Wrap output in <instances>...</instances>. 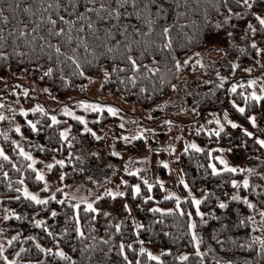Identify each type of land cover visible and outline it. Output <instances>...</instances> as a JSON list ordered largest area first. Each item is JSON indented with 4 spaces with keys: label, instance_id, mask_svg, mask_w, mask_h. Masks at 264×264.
<instances>
[{
    "label": "trees",
    "instance_id": "obj_1",
    "mask_svg": "<svg viewBox=\"0 0 264 264\" xmlns=\"http://www.w3.org/2000/svg\"><path fill=\"white\" fill-rule=\"evenodd\" d=\"M79 2L83 4L84 0ZM100 2L102 0H97V4ZM56 3L57 0H0L3 15L8 17L7 21L0 17V52L8 54L6 58L0 57V75L22 74L46 86L59 99L87 89L95 77L107 70L111 75L104 78L102 92L119 95L126 103L149 108L171 95L172 85L180 87L185 82H193L197 77V60L201 52L230 47L232 53L239 54L238 70L264 56V51L257 52L251 44L256 40L257 46L264 49V26L255 15L264 16V0H253L252 10H248L240 0H162V15L153 10L150 15L142 12L139 17L132 6L126 4L121 8L118 23L115 20L108 23L96 13H86L91 17L95 30L87 27L88 21L77 20L71 33L58 17L73 18L84 9L81 7L73 12L68 0H59V8ZM111 4L115 7V0H111ZM125 11L132 15L124 16ZM49 15L57 19L56 27L65 28L64 35L49 32ZM125 23L130 27L121 31ZM81 24L84 25L83 31L79 30ZM249 24L255 28V33L249 29ZM168 25L171 27L164 34L162 29ZM106 27L111 28V35L105 31ZM22 30L25 35L20 34ZM68 35L73 39L69 41ZM41 36L45 39L41 40ZM77 36L83 37V41ZM169 39L171 47L167 46ZM56 44L61 47L59 53L54 47H49ZM105 45L113 50L109 52ZM241 45L243 48H238ZM129 55L141 65L140 70L131 67L127 60ZM176 61H180L179 69ZM49 68L52 69L50 74ZM150 68L157 71L152 72ZM80 69L84 75H80ZM222 71L228 72L226 68ZM133 75L136 76L135 81L131 79ZM232 82L220 80L218 76L210 78L195 96V105L202 112L226 108L233 118L251 128L248 117L260 106L264 109V97L260 101L251 97L248 85H239L232 91ZM233 101L245 111L241 113ZM90 115L94 116L91 124L95 131L102 130L113 119L107 111ZM63 118L58 124H53L47 114L20 116L25 145L35 158L32 168L28 166L32 161L21 154L14 138L0 134V147L9 157L7 160L0 157V213L6 212L9 217L0 222L1 232L7 240L4 253L0 255V264H7L3 256L16 260L18 264H127L124 253L133 264L137 261L139 264H160L147 252H140L142 245L161 250L163 264H227L229 261L231 264H264V251L258 241L252 240L253 236H264V221L259 214L260 209H264V148L244 129L224 128L219 135L202 130L195 136L199 149L203 150L189 148L180 155L185 182L194 193H205L199 205L203 217L195 211L189 198L182 202L183 215L177 209L172 213L150 211L153 208L168 209L176 202L173 198H160L161 186L158 183L151 190L144 186L137 195H133L132 189H129L127 197L105 194L94 201V208L99 211H92L81 204L73 208L75 203L67 200L61 189L55 192L57 199L49 196L46 205L36 204L18 191L25 185L31 189L41 187L36 170L46 161H65L63 165L53 163L48 172L50 179L63 176L61 180L65 184L78 181L88 173L87 162L80 153L85 145L94 143V136L84 131L82 121ZM28 120H33L39 130L32 131ZM68 121L71 124L69 134L67 139H63L59 133ZM221 149L244 171L225 169L213 172L212 165H218L217 156ZM94 160L92 157L90 162ZM161 173L166 176L163 168ZM243 174L249 179L248 188L242 183L239 186L232 184ZM234 195L247 197L256 207L249 208L243 199H232ZM145 196L149 199L145 200ZM221 201L227 204L226 208L220 207ZM130 206L144 227L134 229ZM9 209L18 213L20 218L12 215ZM52 209L57 212L55 217L50 214ZM189 212L191 216L187 215ZM77 214L84 236L75 231ZM249 216L252 220L246 219ZM37 219L43 220L44 225H37ZM241 220L244 223H240ZM192 221L196 222L199 248L192 237L193 229L189 227ZM252 221L256 222L255 229ZM116 225H120L119 230ZM13 236L17 238L9 244ZM121 242L125 245L124 253L120 251ZM44 248L52 251L45 253ZM58 248L71 259L57 255ZM184 255L187 259H179Z\"/></svg>",
    "mask_w": 264,
    "mask_h": 264
},
{
    "label": "rangeland",
    "instance_id": "obj_2",
    "mask_svg": "<svg viewBox=\"0 0 264 264\" xmlns=\"http://www.w3.org/2000/svg\"><path fill=\"white\" fill-rule=\"evenodd\" d=\"M252 1L248 0V3L252 5ZM245 7L248 10L253 9V5L251 8L246 5ZM238 48L242 49L243 45ZM238 56V53L234 54L230 51V47L201 52L197 60V63L199 61L198 68H196L197 77L193 82L189 84L185 82L180 87L176 86L171 95L149 108L126 103L119 95L102 92L105 72L95 77L87 89L63 99L53 96L46 86L37 84L34 79L22 74H3L0 75V113L3 114L4 119L0 120V134L14 138V141L19 143L18 148H23L25 152L30 153L25 145L22 130L17 132L15 126L19 124L21 127L20 116L27 118L29 113L41 112L36 110L25 116L20 109H33L39 104L45 109V112L41 114H47L50 118L56 116L58 121L64 119L63 117L75 119L74 116H69L64 112V107L67 106L77 116H83L87 122L86 127L92 129L91 133H95L93 135L94 143L85 145L80 153L81 158L87 162L88 173L78 181L65 184L61 179L48 178L49 169L47 165L53 164L54 160L46 161L39 170L45 175L48 182L47 188H45V182L40 180L41 187L31 189L27 186L29 191L35 192L41 197H49L61 189L63 194H69L68 197L64 195L67 200L87 208L86 202H91L94 207V201L97 197H101L106 193L122 191L125 193L122 197H127L129 189H132L131 185L139 184L141 189L144 186L147 187L141 180V177H143L152 185L155 183L160 185V182H163L161 199L173 198L176 201V197L171 196V193H175L176 196L181 198L187 197V199H191L197 212V205L193 203L192 198L202 200L205 193L196 194L189 186L184 187L182 181L185 182V180L180 163V155L185 151V148L194 149L191 147L192 143L199 146L195 135L202 130L216 134L217 131L220 132L224 128H247L254 133L251 138L255 141H257V136L264 138V109L261 106L256 113L251 115L255 117L256 124H252V127L248 128L242 122L233 118L226 108L202 112L195 105V96L201 92L203 83L209 81L210 78L213 79L214 76H218L220 80H222L221 77H227V79L233 81L232 83L236 87L248 85L250 95L255 91L257 95L261 96V99L264 97V56H259L242 70H238ZM233 65H236V67H233ZM223 68H226L228 72H223ZM248 69H251V71H248ZM249 80H255V84H249ZM79 101H89L105 107L103 110H86L79 106ZM109 106L117 109L116 114L108 111ZM104 111L109 112L113 119L102 130L95 131L91 124L94 116L90 113L97 112L101 114ZM225 112H227V119H225ZM217 119L223 124L222 129L216 124ZM228 120L235 121L237 126L233 127L228 123ZM70 125L68 121L62 129L67 128L70 130ZM141 131L144 133L143 136H137V133ZM97 136L100 139H96ZM124 137H127V140ZM133 137H136V139H133ZM169 146H172V148ZM262 147L264 148V146ZM115 153H120V155ZM92 157L95 158L94 162H90ZM217 157H223L231 167L242 169L224 151ZM161 161H167V167ZM217 162L218 165L215 163L216 168L227 169L219 159H217ZM162 168L166 172L165 177L161 173ZM137 169L139 175L135 172ZM245 177H247L246 174H243L237 181L242 182ZM124 180H127L128 184H124ZM42 190L45 191L44 194L41 193ZM183 201H186V199H181L179 209H177L176 202L168 209H183ZM129 210L134 229H137V225L140 224L139 220L131 206ZM190 212L192 213V209H190ZM6 215V212L0 213V222ZM0 244L4 248L7 245V240L1 231ZM141 247L155 256L161 254V250L143 245Z\"/></svg>",
    "mask_w": 264,
    "mask_h": 264
},
{
    "label": "snow or ice",
    "instance_id": "obj_3",
    "mask_svg": "<svg viewBox=\"0 0 264 264\" xmlns=\"http://www.w3.org/2000/svg\"><path fill=\"white\" fill-rule=\"evenodd\" d=\"M139 3V7H137ZM240 3H243L245 4L247 7L251 8L252 5L250 3H248V0H240ZM126 4H130L132 6V8L135 10V14L137 17H139L141 15L142 12L144 13H148L149 15L151 14V11L155 10L157 12V14L159 15H162L163 14V8H164V5L162 3V0H115V7L112 6L111 4V0H102V2H100L99 4H97V0H84V3L81 4L79 2V0H68V5L69 7L72 9L73 12H77L79 8H83L84 11H80L78 15L74 16L73 18H66L64 16H59L58 19L60 22H62L64 25H67V31L69 33H71L75 27V24H76V21L77 20H86L88 21L87 23V27L89 29H94V24L93 22H91V17L90 16H87L86 13H96V15L103 21L105 22H108V23H111L113 20H115L117 23L119 22L120 20V17L122 15V12H121V8L126 5ZM158 5V6H157ZM56 7L59 8L60 7V4H59V0H57V3H56ZM67 10V9H65ZM229 11L231 12V9H229ZM4 13V9L2 7H0V17H2L4 19V21H7L8 20V17L7 16H4L3 15ZM123 15L124 16H130L132 15L131 12H123ZM238 15V13H237ZM255 15L257 16V19L259 20V23L264 26V16H261L259 15L258 13H255ZM41 20L44 19V17H40ZM226 19H228V17H226ZM47 22L49 25H51V27L49 28V32H52L54 35H57V36H62L64 35L65 33V28L64 27H56L58 21L57 19H53L51 15H49L47 17ZM128 27H130L129 24L125 23L121 26V31L127 29ZM171 27V25H168L167 27H164L162 29V32L164 34H167L168 31H169V28ZM249 29H251V31L253 33H255V28L249 24L248 25ZM80 31H83L84 30V25L81 24L80 25V28H79ZM95 30V29H94ZM135 31H139V29H134ZM105 31L111 35L112 34V30L111 28H105ZM21 35H25V32L22 30ZM230 35V34H229ZM41 40H44L45 38L43 36L40 37ZM67 39L70 41L73 39V37L71 35H68ZM77 39L78 40H81L83 41V37H80V36H77ZM117 43H119V41H117ZM251 44H252V47L256 49L257 52H260V51H264V49H260L258 46H257V41L256 40H252L251 41ZM85 48H87V43L84 44ZM167 46L168 47H171V41L170 39L168 40V43H167ZM49 47H54L55 48V51L57 53H59L61 51V47L59 44H56V45H49ZM105 47H107V50L109 52H111L113 49L111 47H108L107 45H105ZM129 51H130V48H129ZM7 53L5 52H0V57H4L6 58L7 57ZM21 55H23V53H21ZM73 60H75L76 58L73 57L72 58ZM127 60L130 62V65L131 67L134 69V70H140L141 68V65L137 63L136 59L129 55L127 56ZM185 63H187V61H185ZM199 63V61H198ZM77 67H79V62L77 61ZM181 67V64H180V61H176V68L179 69ZM233 67H236V65H233ZM113 71H115V69H113ZM150 71L152 72H155L157 71L156 68H150ZM248 71H251V69H248ZM52 72V69L49 68L48 69V73L50 74ZM80 75H84V71L83 69H80ZM110 73L105 70V73H104V78L105 79H108L110 77ZM217 75H219V73H217ZM66 79V78H65ZM131 79L133 81L136 80V76L133 75L131 77ZM222 80H226L227 77H221ZM249 84H255V80H249L248 81ZM173 88L176 87V85H172ZM47 90V89H46ZM236 90V85H233L232 86V91H235ZM27 91V90H25ZM252 97H254L256 100H260L261 99V96L257 95V93L255 91H253L251 93ZM79 106L81 108H85L86 110L90 109V110H103V108L105 107L104 105H101V104H97V103H91L89 101H79ZM235 107L241 112L243 113L245 111V108L244 107H241L240 105L238 104H235V101L232 102ZM159 107V106H157ZM36 110H39L41 113H44L45 112V109L41 106V105H36L35 108L33 109H20V111L25 115L27 116V114L29 112H32V111H36ZM108 111L111 112L112 114H116L117 112V109L115 108H112V107H108ZM193 111H195V109H193ZM64 112L69 115V116H74L75 119L79 120V121H83L85 123V128H84V131H88V132H92V129L90 128H87L86 127V121H85V118L83 116H77L72 110L68 109L67 106L64 107ZM4 119V116L2 113H0V120ZM52 119V123L53 124H58L59 121L57 120V117L56 116H52L51 117ZM225 119H227V112H225ZM248 119L252 122L253 125L256 124V119L254 116H249ZM28 124L31 126V129L32 131H38L39 129L37 128V125L36 123L33 121V120H28L27 121ZM169 123H171V121H169ZM228 123L231 124L233 127H236V122L233 121V120H228ZM216 124L220 126V128L222 129L223 128V124H221V121L219 119L216 120ZM15 130L17 132H21V127L19 124H17L15 126ZM199 131V130H198ZM244 132L248 135V136H253L254 133L249 131L247 128L244 129ZM68 133H69V129L65 128V129H61L60 130V136L61 137H64L65 139H67V136H68ZM93 135H95V133L93 132L92 133ZM143 131L141 132H138L137 133V136H143ZM217 135H219V131H217L216 133ZM96 139H100L99 136L96 137ZM125 140H127V137H124ZM133 139H136V137H133ZM258 143L261 145V146H264V138H261L259 136L256 137ZM14 143L17 144V147H19V143L18 142H15ZM70 143V141H69ZM170 148H172V146H169ZM191 147L194 148V149H198V150H203V149H199V146L196 145L195 143H192L191 144ZM43 150V149H42ZM174 151V149H172ZM185 151H187V148H185ZM221 151H223V149H221ZM20 152L23 156L27 157L29 160L32 161V164H29L28 166L30 168L34 167L35 165V158L32 157L31 153L29 152H25L23 150V148L20 149ZM116 155H120V153H115ZM0 157H3L4 159H9V157L7 156V154L3 151V148L0 147ZM217 159H219L221 161L222 164L225 165V168L227 169H230L231 171L233 172H236V171H244V169H237L235 167H231L230 165H228L227 161L223 159V157H217ZM54 164H59V165H63L65 163L64 160H55L53 162ZM162 164L165 165V167H167V161H161ZM47 168L49 170H51L53 168V164H48L47 165ZM212 169H213V172H219L221 171V169H218L216 168V165L213 164L212 165ZM125 171H127V169H125ZM247 171L251 172L252 169H248ZM136 174L139 175V170H135ZM5 175H7V173H5ZM36 178L38 180H41V181H44L45 182V188H47L48 186V182L45 178V175L42 171H40L39 169L36 170ZM61 179H63V176H61ZM141 180H143V182L147 185V188L149 190L152 189L153 185L148 183V181L146 179H144L143 177H141ZM21 184H23V180L20 181ZM124 184H128V181L127 180H124L123 181ZM184 183V187H188L187 183L186 182H183ZM242 183L243 184V187L245 188H248L249 187V179L247 177H245V179L242 181V182H239V181H236V180H233L232 181V184L233 185H236V186H239V184ZM11 185H9L10 187ZM160 186L163 187V182L161 181L160 182ZM131 188H132V193L133 195H137L141 192V188H140V185L139 184H133L131 185ZM18 191L22 192L23 195L25 197H28L30 198L32 201H34L36 204H43V205H46L48 203V200H49V197H41L39 196L38 194H36L35 192H31L28 190L27 186L25 185L24 187H22L21 189H18ZM106 194H110L112 196H124L125 193L124 192H110V193H106ZM65 197H68L69 194L68 193H64ZM171 196H175L176 197V206H177V209H179V206H180V201L181 199H187V197H184V198H181L179 196H176L175 193H171L170 194ZM19 197H17L18 199ZM51 199L55 200L57 199L56 195L53 194ZM97 199H99V197H97ZM145 200H148L149 197L148 196H145L144 197ZM232 199L234 200H241L243 199L244 203L248 205L249 208H255L256 206L253 204L252 201H250L247 197H241L239 195H234L232 197ZM192 201L193 203H195L197 205V212L198 214L203 217V213L199 211V205L201 203V200L200 199H197L195 197L192 198ZM61 203H63V201H61ZM87 203V209L89 210H92V211H99V209H96L93 207V204L91 202H86ZM73 208H78L79 205L78 204H73L72 205ZM127 207V205H126ZM220 207L222 208H226L227 207V204L223 201L220 202ZM10 212H12L11 209H9ZM150 211H159V212H167V213H172L174 211V209H162V208H153V209H150ZM180 212L181 214L183 215L184 214V211L183 209H180ZM51 216L55 217L57 215V212L55 209H52L51 210ZM259 214H260V218L262 221H264V209H260L259 211ZM12 215H14L17 219L20 218L19 214L18 213H15V212H12ZM105 215H107V213H105ZM187 215L191 216V213H187ZM9 219V217L6 215L5 216V220ZM247 220H252L251 216L247 217L246 218ZM35 223L37 225H41L43 226L44 225V221L43 220H40V219H37L35 221ZM240 223H244V220H241ZM252 225H253V229H255V227H257L256 225V222L255 221H252ZM117 227V230H119L120 228V225H116ZM137 227H144V225L142 224H138ZM189 227L191 229H193L192 231V237L193 239L196 241V245H197V248H199V244H200V240L199 238L197 237L196 235V232H195V228H196V222L195 221H192L189 225ZM3 229H0V231H2ZM65 232H67L68 230L67 229H64ZM75 231L79 233L80 236H84V232L83 230L80 228L79 226V217H78V214L76 215V228H75ZM51 234V233H50ZM18 235V234H17ZM17 237L16 236H13L11 240H9V244H11L12 240H15ZM103 239V238H101ZM252 240L254 241H258L259 244H260V247H261V250L264 251V236H253L252 237ZM249 247H251L252 245L249 244L248 245ZM39 247V245H38ZM128 247H131V245H128ZM124 248H125V245L123 244V242H121L120 244V251L121 253H124ZM43 251L45 253H49L52 251V249H48V248H44ZM165 251H170V249H166ZM140 252L141 253H144V252H147L148 256L151 258V259H155V260H159L160 261V264H163V261L160 259V256H155L153 255V253H151L150 251H148L147 249L141 247L140 248ZM4 253V247L3 245H0V255H2ZM56 254L59 255L60 257L66 259V260H70L71 258L67 255V253H65L63 251V249H56ZM16 255L18 256L19 253H16ZM200 255H203L202 253H200ZM3 259L5 261H7V264H18V262L16 260H12V259H9L7 256H3ZM124 259L125 261H127V264H133V262L131 260H128V257H127V254L124 253ZM179 259L181 260H185L187 259V256L184 255V256H181L179 257ZM74 264V262H73ZM137 264H139V261H137ZM227 264H231V262H227Z\"/></svg>",
    "mask_w": 264,
    "mask_h": 264
}]
</instances>
